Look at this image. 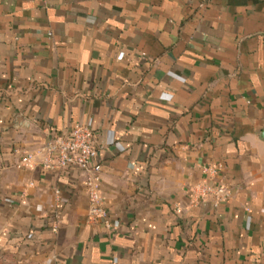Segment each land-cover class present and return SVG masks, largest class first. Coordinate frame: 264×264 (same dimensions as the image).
Returning a JSON list of instances; mask_svg holds the SVG:
<instances>
[{
	"label": "crops",
	"instance_id": "crops-1",
	"mask_svg": "<svg viewBox=\"0 0 264 264\" xmlns=\"http://www.w3.org/2000/svg\"><path fill=\"white\" fill-rule=\"evenodd\" d=\"M0 264H264V0H0Z\"/></svg>",
	"mask_w": 264,
	"mask_h": 264
},
{
	"label": "built area",
	"instance_id": "built-area-1",
	"mask_svg": "<svg viewBox=\"0 0 264 264\" xmlns=\"http://www.w3.org/2000/svg\"><path fill=\"white\" fill-rule=\"evenodd\" d=\"M96 133L89 125L77 124L70 131L56 135L47 145L49 157L46 166L56 168H78L91 172L86 179V187L89 194V217L101 219L109 225L107 212L101 197L102 165L99 162ZM31 155L22 159V164L27 165ZM212 175L216 173L217 167L209 165L205 167ZM194 201L199 202L213 198L215 205L229 196L228 189L223 184L214 182V177L208 182L199 183L191 189Z\"/></svg>",
	"mask_w": 264,
	"mask_h": 264
}]
</instances>
